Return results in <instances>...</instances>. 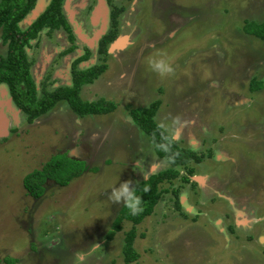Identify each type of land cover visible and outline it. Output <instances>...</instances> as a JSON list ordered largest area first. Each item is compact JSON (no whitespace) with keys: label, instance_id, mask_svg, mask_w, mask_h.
Returning <instances> with one entry per match:
<instances>
[{"label":"rangeland","instance_id":"rangeland-1","mask_svg":"<svg viewBox=\"0 0 264 264\" xmlns=\"http://www.w3.org/2000/svg\"><path fill=\"white\" fill-rule=\"evenodd\" d=\"M49 1L36 0L20 27ZM65 3L73 38L61 28H42L38 47L29 50L35 61L42 55L36 74L48 56L60 70L59 82L71 70L67 86H72L74 68L102 61L96 44L107 26L108 5L94 2L88 20V11H80L82 0ZM114 4L124 7L115 18L113 41H120L109 49L98 77L80 86L78 97L103 98L115 107L78 115L59 100L31 121L22 112L18 129L0 141V264H7L4 257L16 258L14 264H73L74 253L93 243L99 248L84 264H264V41L243 30L247 21L264 20V0ZM85 45L88 57L76 60ZM55 49L62 50L54 55ZM157 53L166 56L171 74L149 68L147 58ZM27 58L31 64L28 52ZM252 78L261 88L251 89ZM53 84L45 80L41 90ZM156 100L154 121L199 159L177 167V178L159 185L152 212L135 224L136 257L126 263L124 234L132 223L121 222L106 239L124 201L108 197L121 182L129 181L133 191L138 181L168 166L130 117ZM59 154L81 160L85 170L64 186L47 180L43 193L31 197L23 177ZM188 167L193 174L180 180Z\"/></svg>","mask_w":264,"mask_h":264},{"label":"trees","instance_id":"trees-1","mask_svg":"<svg viewBox=\"0 0 264 264\" xmlns=\"http://www.w3.org/2000/svg\"><path fill=\"white\" fill-rule=\"evenodd\" d=\"M35 1L0 0V37L2 43L5 44L4 51L6 52L0 54V83H5L8 86L13 101L26 114L28 121L45 113L59 100H66L70 109L78 115L109 112L115 107L112 101H106L103 98L82 101L78 97V90L82 84L92 83L106 67L103 61L105 56L108 55L109 43L117 34V30L114 28L116 11L111 13L112 22L109 30L101 36L98 42L97 52L102 61L82 70L74 68L72 86L58 87L50 91L43 89L42 94L38 97L29 73L30 60L27 58L26 48L29 47L30 41L37 37L38 31L42 28H48L49 30L61 28L67 33V38L70 40L73 38V34L63 15V0H50L45 9L29 25L21 28L19 22L33 8ZM243 30L246 34L264 41V20L259 22L247 21ZM88 54V51L85 50L77 60L86 59ZM250 84L251 89L261 88V84L255 78L251 79ZM158 103V100L151 102L147 107L139 108L135 111L136 113L130 112V116L140 130L148 136L155 155L163 158L168 166L136 183L133 191L140 199L141 210L136 215H132L122 203L111 222V230L105 234L106 239L110 240L114 233L121 229V222L127 220L132 223L129 230L124 234L122 253L126 263L136 257L131 249L135 224L152 212L161 194L159 185L163 182H172L177 178V167L185 166L190 159L196 161L199 159L188 149L179 147L172 136L154 121L153 114ZM161 145H164L167 151ZM84 170L81 160L71 159L65 154H59L51 157L41 168L27 173L23 177L22 183L31 197L38 198L43 193V184L47 180H52L58 186H64ZM187 170L191 174L192 169L188 168ZM179 179L187 181L188 176L184 174ZM30 247L34 248V245L31 243ZM3 260L7 264H14L17 259L4 257Z\"/></svg>","mask_w":264,"mask_h":264},{"label":"crops","instance_id":"crops-1","mask_svg":"<svg viewBox=\"0 0 264 264\" xmlns=\"http://www.w3.org/2000/svg\"><path fill=\"white\" fill-rule=\"evenodd\" d=\"M65 1L66 0H63V4H62L63 15H64L67 23L69 24L70 29L73 31V22L68 17V15H66L67 10H66V6H65V4H66ZM56 35L57 34H55V36ZM38 40L39 39H34L33 41H31L29 47L26 48V50H25L26 54L28 52L30 59L32 60L30 66H29V73H30V76H31L32 81L34 83L35 90L37 91V86L39 85V86H41L40 91H42L43 89L41 90V88L43 85V81H45V80H50L51 83H54L52 86L53 89L69 85L70 81H71V79H70L71 78V75H70L71 70H69L70 71L69 76L64 79L65 82L63 83L61 80L59 82V78L61 79V77H62L60 72H59L60 70L55 66L56 64L53 62V60L51 61V58L48 56L46 57L45 62L43 63L41 74L40 75L36 74L35 69L39 64V60L42 57V55H40L39 57L37 56V59L35 61L33 59V55H32L33 51H31L29 49L30 48L32 49V47L33 48L38 47V45H37ZM0 47H3L2 41H0ZM40 47H42V46H40ZM84 49L86 50V46ZM61 50L55 49V51L53 52L54 55L56 53H59ZM1 51H3V50L0 48V53H2ZM54 55H53V57H54ZM81 55H78V57ZM77 58H76V60H77ZM49 65L54 67L53 71H49V67H50ZM47 67H48V69H46ZM85 68H87V67H85ZM49 73H50V76H49V78H47L46 75H48ZM0 94H2V96H0V141L4 142L5 139L9 136L11 131H12V133H14L15 129L16 128L18 129V124L20 122L19 119H20L21 113L23 111H21V109L13 101L12 96L9 92L8 86L5 83H0ZM3 96H5V98H3ZM11 119L15 120V122L12 121Z\"/></svg>","mask_w":264,"mask_h":264},{"label":"clouds","instance_id":"clouds-1","mask_svg":"<svg viewBox=\"0 0 264 264\" xmlns=\"http://www.w3.org/2000/svg\"><path fill=\"white\" fill-rule=\"evenodd\" d=\"M147 64L152 71L160 76L171 74L173 71V68L163 53H157L154 56L148 57ZM161 147L167 151V148L164 145H161ZM129 183V181H124L119 184L118 188L112 187V191L108 198L111 201L120 202L121 197H123V203L129 209L130 214L136 215L141 210L140 199L135 194V191H129ZM97 248H99V246L96 243H93L87 251L81 250L75 252L73 256V264H84L86 258L96 252Z\"/></svg>","mask_w":264,"mask_h":264},{"label":"flooded vegetation","instance_id":"flooded-vegetation-1","mask_svg":"<svg viewBox=\"0 0 264 264\" xmlns=\"http://www.w3.org/2000/svg\"><path fill=\"white\" fill-rule=\"evenodd\" d=\"M81 1V0H80ZM106 1V4L108 5V12H107V26L105 27V29H104V31L101 33V35L99 36V38H98V40H97V44H96V53H98L97 52V50H98V42H99V39L101 38V36L103 35V34H105L108 30H109V28H110V25H111V22H112V20H111V13L113 12V11H116V14H115V18L116 17H118L123 11H124V7H122V6H118V7H116L117 5H115L114 3H116L117 1H119V0H105ZM82 2L84 3V5H82V6H80V11H88V14H86L87 15V18H88V20L90 19V17L91 16H89L90 14H89V12L91 13L92 11H94L95 12V5H96V3H97V0H82ZM94 2H96V3H94ZM63 4V3H62ZM110 4H112V7H110ZM35 5V4H34ZM113 8V9H112ZM72 31V30H71ZM117 36V35H116ZM116 36H115V38H116ZM114 38V39H115ZM113 39V40H114ZM112 40V41H113ZM111 41V42H112ZM111 42L109 43V46H108V50H107V52L109 51V48H110V44H111ZM86 46V45H85ZM86 50H89V47L88 46H86ZM131 117V116H130ZM157 156V155H156ZM189 168V167H188ZM193 174V172H191V174H189V172H188V170H187V173H186V175L188 176V178H189V176L190 175H192ZM191 182H193L192 180H190ZM139 182V181H138Z\"/></svg>","mask_w":264,"mask_h":264},{"label":"water","instance_id":"water-1","mask_svg":"<svg viewBox=\"0 0 264 264\" xmlns=\"http://www.w3.org/2000/svg\"><path fill=\"white\" fill-rule=\"evenodd\" d=\"M43 10H41V12H42ZM41 12H36V11H31V15L28 17V20H27V25H29ZM26 25V26H27ZM118 40L119 39H117L116 41H113L112 43H111V46H110V48L109 49H111L112 47H114V44L116 43V42H118ZM120 41V40H119Z\"/></svg>","mask_w":264,"mask_h":264}]
</instances>
